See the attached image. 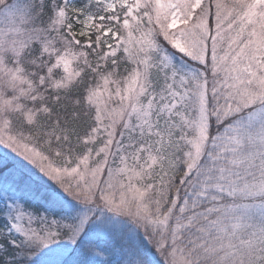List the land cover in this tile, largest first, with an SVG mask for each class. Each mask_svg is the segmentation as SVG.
<instances>
[{
    "label": "snow or ice",
    "instance_id": "obj_1",
    "mask_svg": "<svg viewBox=\"0 0 264 264\" xmlns=\"http://www.w3.org/2000/svg\"><path fill=\"white\" fill-rule=\"evenodd\" d=\"M0 264H264V0H0Z\"/></svg>",
    "mask_w": 264,
    "mask_h": 264
}]
</instances>
